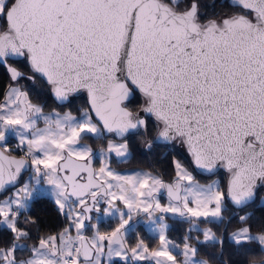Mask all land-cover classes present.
<instances>
[{
    "label": "snow or ice",
    "instance_id": "obj_1",
    "mask_svg": "<svg viewBox=\"0 0 264 264\" xmlns=\"http://www.w3.org/2000/svg\"><path fill=\"white\" fill-rule=\"evenodd\" d=\"M225 3L239 11H218ZM0 19V264H214L198 246L230 264L225 237L201 223L223 225L244 264H264V221L244 211L258 196L264 208V0H0ZM41 83L57 108L33 102L29 84ZM140 135L146 151L169 148L171 182L111 167ZM220 169L226 184L194 174ZM42 184L68 220L56 235L40 234L30 215ZM229 203L243 225L230 232ZM101 213L116 220L110 232L99 230ZM140 216L158 248L138 232L126 243ZM169 218L188 224L182 247Z\"/></svg>",
    "mask_w": 264,
    "mask_h": 264
},
{
    "label": "trees",
    "instance_id": "obj_2",
    "mask_svg": "<svg viewBox=\"0 0 264 264\" xmlns=\"http://www.w3.org/2000/svg\"><path fill=\"white\" fill-rule=\"evenodd\" d=\"M218 11L225 12H236L239 11L237 8H232L225 3L223 8L218 7ZM4 21L0 19V24H3ZM26 70V69H25ZM24 83H29L25 81ZM31 89V95L34 101L39 103H46L47 107L45 109L52 108L54 106L58 107L56 102L51 98L48 94V89L46 85L42 83L39 87H33L29 84ZM0 98H2V86H0ZM137 103H139V98H137ZM87 106L86 96L85 94H80L70 106L71 109H78L79 107ZM154 134V126L153 133ZM150 138V137H149ZM113 139H115L113 137ZM143 135L139 137H134L131 141L132 146V156L127 161H118L116 158H111V164L119 170L126 169H146L149 171L158 170L159 173L162 174L165 182H171L173 177L172 167H171V158L172 154H169L165 159L164 154L169 152V148L164 145H157L151 151H146L140 146V141L143 140ZM90 144L94 148H99L101 146L105 147V141H97L94 139H87ZM12 143H15V139H12ZM182 151V150H178ZM19 156L21 152L17 153ZM175 154V153H173ZM98 165V159L96 158L95 166ZM196 177L200 179L209 178V176H203L198 173H195ZM216 176L220 177V180L223 184H226L227 174L224 171H219ZM213 177V176H212ZM259 195H264V192H261ZM261 201L259 196L255 203L249 205L244 211L253 212L254 216L250 223L254 225H258L261 221H264V208L260 207ZM229 211L224 213L225 216L230 217V223L227 226V231L230 232L235 230L238 227H242L236 216L233 213L236 211L235 208L229 203L228 205ZM240 215H243L244 212H240ZM30 215L32 217H38L40 223V234L42 235H56L59 233L64 227H67L68 220L57 212L56 205L53 202V198L44 194L42 197L37 199L33 207L30 211ZM171 228L169 230V238L176 243L183 242V236L185 234V229L188 227V224L182 222L178 219L169 218ZM202 225H207L212 227L213 231H215L218 235H222L225 237V251L223 259L230 261V264H244L245 261V250H237L227 241V232L225 231V227L223 225L211 224V223H202ZM116 226V220L109 219L107 221H103L99 223V230L101 233L110 232ZM137 232L139 236L145 241V243L149 246L150 249L156 248L159 245V240L157 236L148 233L142 223L138 227L137 231H130L127 237L128 244L134 245L137 242ZM91 234V230L89 228L86 229V235ZM198 234V233H194ZM36 241H28V243H35ZM194 242V241H192ZM195 243V242H194ZM200 247V256L214 261V264H219V261L216 259L213 253L216 252V249L207 248L205 246ZM26 253H23L22 256H25ZM112 264H123L120 260L112 261Z\"/></svg>",
    "mask_w": 264,
    "mask_h": 264
},
{
    "label": "rangeland",
    "instance_id": "obj_3",
    "mask_svg": "<svg viewBox=\"0 0 264 264\" xmlns=\"http://www.w3.org/2000/svg\"><path fill=\"white\" fill-rule=\"evenodd\" d=\"M33 102H34V103H39V102L34 101V100H33ZM53 108H57V107L54 106V107H52V108L45 109V111H50V110L53 109ZM79 108H80V107H79ZM79 108H78V109H79ZM78 109H71V111L73 112L74 115H79ZM63 110H67V109H63ZM41 126H42V125H41ZM14 139H15V138H14ZM15 142H16V141H15ZM85 143L91 145L90 142H89L87 139L85 140ZM91 146H92V145H91ZM92 147H93V146H92ZM105 147H106V146H105ZM93 149L96 150V148H94V147H93ZM97 149H98V148H97ZM96 158L98 159V165L95 166V170L98 171L99 168L103 166V161H102V159L100 158L98 152H97ZM112 158H116V159L118 160V158L115 157V155H113ZM118 161H119V160H118ZM111 167L114 168V169H116L112 164H111ZM117 170H119V169H117ZM133 170H140V169H126V170H119V171L124 172V171H133ZM143 170H145V171H149V170H146V169H143ZM194 174H195V173H194ZM26 175H27V174H26ZM196 178H197V180H199L201 183H209L212 179H219V180H220V177H219V176H213V177H209V178H206V179H200V178H198V177H196ZM11 191H12V190H9L8 193H6L5 195H10V194H11ZM41 191H42L44 194H46V195L52 197V195H51V187H50V186H46V185H43V184H42V185H41ZM2 198H3V197L1 196L0 199H2ZM52 198H53V197H52ZM161 202H162V203H166V202H167L166 196L163 194V192L161 193ZM101 207H103V205H102ZM92 216H93V220H92V221H90V222H89V221H86V223L89 224V227H88V228L91 230V234H89V235H86V230H85L84 235H86L87 237H92V236H93V230H92V228H91V224L96 223V216H97V214H96V213H92ZM109 219H114V217H110V216L105 217V216H103V214L101 213V219H100V222L107 221V220H109ZM137 219H138L139 221H141V223L144 225V227H145V229H146V231H147L148 233H150V234L156 236L155 233H151V232H149V231H148V225H146V224L143 223L144 219H146L145 217L140 216V217H137ZM100 222H99V223H100ZM168 222H169V224H170V220H168ZM67 226H68V225H67ZM200 226H201L202 228H208V227H210V226H207V225H202V223H201ZM210 228H212V227H210ZM71 235H72L73 237L76 236V232H75V230H73V231L71 232ZM201 239H203L202 236H201ZM126 243L128 244L127 240H126ZM192 243H194V242H192ZM177 244H179V243H177ZM128 245H129V244H128ZM179 245L182 247V246H183V242H181ZM129 246H130V245H129ZM131 246H135V244H134V245H131ZM158 247H159V245H158L156 248H158ZM153 249H154V248H153ZM150 250H151V249H150ZM178 251H179V249H177V252H178ZM29 255H31V254H30V253H26L25 256H22V258H26V257L29 256ZM177 258H178V260L181 259V257H180L179 255H178ZM114 260H119V258H113V261H114ZM141 264H143V262H141Z\"/></svg>",
    "mask_w": 264,
    "mask_h": 264
},
{
    "label": "water",
    "instance_id": "obj_4",
    "mask_svg": "<svg viewBox=\"0 0 264 264\" xmlns=\"http://www.w3.org/2000/svg\"><path fill=\"white\" fill-rule=\"evenodd\" d=\"M85 94V96H86V101H87V94L86 93H84ZM10 139L12 140L13 138H11L10 137ZM11 155H13V154H11ZM13 156H16L17 158H19L20 156H17V155H13ZM95 161H96V158H94V159H92L91 161H90V163H91V166H92V168L95 170ZM219 171H224L223 169H220ZM199 174V173H198ZM83 175V174H82ZM200 175H202V174H200ZM203 176H206V175H203ZM78 179H79V177H78ZM226 181H227V179H226ZM9 190H11V189H9ZM1 197V196H0ZM91 215H92V213H91Z\"/></svg>",
    "mask_w": 264,
    "mask_h": 264
},
{
    "label": "flooded vegetation",
    "instance_id": "obj_5",
    "mask_svg": "<svg viewBox=\"0 0 264 264\" xmlns=\"http://www.w3.org/2000/svg\"><path fill=\"white\" fill-rule=\"evenodd\" d=\"M11 142H12V140H11ZM12 145H15V143H12ZM17 153L18 152L13 151L11 154L19 156Z\"/></svg>",
    "mask_w": 264,
    "mask_h": 264
},
{
    "label": "built area",
    "instance_id": "obj_6",
    "mask_svg": "<svg viewBox=\"0 0 264 264\" xmlns=\"http://www.w3.org/2000/svg\"><path fill=\"white\" fill-rule=\"evenodd\" d=\"M23 155V153H21V155L20 156H22Z\"/></svg>",
    "mask_w": 264,
    "mask_h": 264
}]
</instances>
